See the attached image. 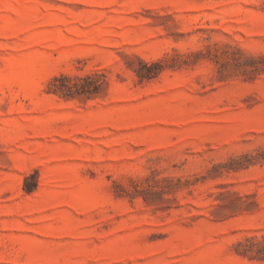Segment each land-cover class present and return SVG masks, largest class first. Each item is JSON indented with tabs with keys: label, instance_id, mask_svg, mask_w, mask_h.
<instances>
[{
	"label": "rangeland",
	"instance_id": "374dc122",
	"mask_svg": "<svg viewBox=\"0 0 264 264\" xmlns=\"http://www.w3.org/2000/svg\"><path fill=\"white\" fill-rule=\"evenodd\" d=\"M0 264H264V0H0Z\"/></svg>",
	"mask_w": 264,
	"mask_h": 264
},
{
	"label": "trees",
	"instance_id": "16d2710c",
	"mask_svg": "<svg viewBox=\"0 0 264 264\" xmlns=\"http://www.w3.org/2000/svg\"><path fill=\"white\" fill-rule=\"evenodd\" d=\"M68 89H70V87H67ZM29 192H30V190H29Z\"/></svg>",
	"mask_w": 264,
	"mask_h": 264
}]
</instances>
